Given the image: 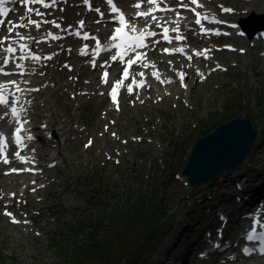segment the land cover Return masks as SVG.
<instances>
[{"label":"rangeland","instance_id":"374dc122","mask_svg":"<svg viewBox=\"0 0 264 264\" xmlns=\"http://www.w3.org/2000/svg\"><path fill=\"white\" fill-rule=\"evenodd\" d=\"M222 55L231 60L237 54ZM239 57L241 63L245 59L249 62L250 57ZM244 69L249 70L242 67L238 77L234 73L220 74L197 84L189 97L193 108L181 105L175 109L171 101L168 110V104L163 102L156 112L153 106L149 115L146 109L138 107H124L121 113H115L116 127L121 137L128 139L124 144L120 137L115 143L118 151H123L121 162L116 165L104 164V154L97 156L98 147L104 144L101 130L109 121L102 119L105 111L101 106L95 111L94 102L91 106L87 102L85 106L89 107L83 113V103L69 99L67 105V94L65 98L58 94L57 106L63 117L67 111L79 113L81 123L97 117V138L92 146L84 148L83 141L76 142L77 134L67 133L70 139L65 142L64 150L70 151L72 158L63 170L61 166L55 168L57 175L51 184L57 194L52 186L46 189L49 195L39 202L41 214L34 212L39 217V229L15 226L0 218V264H69L67 259L74 264H123L126 249L142 238L151 223H155L153 235L150 241L143 242L147 249L136 263L142 264L144 254V264H168L172 258L178 259L177 255L190 247L192 236L186 235L187 229L183 235L179 231L184 225L191 227L197 223L199 215L189 221L188 210L193 200L201 198V193L196 188L189 191L186 186L181 187L173 175L180 172L195 139L231 115L247 116L259 129V144L249 159L264 162V76L257 84L255 76L247 75L243 85ZM257 85L261 87L256 88ZM72 117L76 119L75 115ZM75 122L71 121L70 127ZM45 155L42 153L43 158ZM256 170L264 171V167ZM33 198L37 201L40 196ZM168 206V211L163 209ZM169 227L172 230L158 247L166 249L155 255L158 249L153 253L151 245ZM105 231L110 234L103 237ZM97 239L104 259L94 251ZM82 247L84 253H80Z\"/></svg>","mask_w":264,"mask_h":264},{"label":"snow or ice","instance_id":"6c2138e0","mask_svg":"<svg viewBox=\"0 0 264 264\" xmlns=\"http://www.w3.org/2000/svg\"><path fill=\"white\" fill-rule=\"evenodd\" d=\"M18 0H0V16H7L9 9L5 6L7 3H17ZM22 2L27 5L29 3L31 4H39L42 6V8L44 9H50L54 6H56L58 0H51V3H48L47 0H22ZM145 2L147 3H154L157 4V7L159 6V3L161 2V0H145ZM85 3L87 4V6L91 9L92 8V3L91 0H85ZM193 4L197 3V0H192ZM106 4L108 6H110V9L113 13H117L118 15L115 17L118 24L124 27H127V21L126 18L124 16V13L120 11L119 8L116 7L114 0H106ZM185 7H187V4H184ZM135 7L139 8L140 5L136 4ZM63 11V9H61ZM97 12H100V9L97 7L95 9ZM156 9H151L148 12H138L137 15L138 16H144L147 17L151 14V11H154ZM34 11V9L32 8H28V12L32 13ZM225 12H230L231 9L225 8L224 9ZM36 15H41L42 13L40 12L39 9L35 10ZM197 16H199V14H197ZM153 20H156L155 16L151 17ZM208 17L205 16L204 19H207ZM29 24H34L36 29H39L41 27L40 23H37L31 19L28 20ZM52 23L55 24V21H52ZM97 23H99V21H97ZM195 24L200 25L201 24V19L197 18L195 19ZM2 26V25H0ZM57 28L60 27L59 24L55 25ZM18 27L23 28L25 27L24 24H20L18 25ZM80 27L83 28L84 27V21H80ZM124 27H116L115 28V35L111 36V44L106 43L104 45V48L102 49L103 51H110L111 48H117V49H122V51L117 52L116 54H113L111 56V59L113 61L117 60V57L119 56L120 60H123L125 56L128 55L129 52H133L136 53V57L137 59L140 58V53L137 52V48L143 47V43L142 41L146 38L145 35H139V36H132L129 35L127 33L124 32ZM233 27H235V25H233ZM202 31H207L206 29H201ZM13 31V29L11 27L8 28V32L11 33ZM134 31V29H129V32ZM168 29H165V33H167ZM175 31V29H174ZM219 34V33H217ZM76 35H79V33H76ZM147 36H151L154 35V33L152 32H148L146 34ZM264 35V34H262ZM17 36L19 37L20 40H25L26 37L20 35L19 33H17ZM87 38V37H85ZM118 38L120 39L121 42H117ZM166 40L169 39V37L167 35H165L164 37ZM9 39V37H5L4 39H0V65H11V67L13 69H23L24 65L19 64L18 62H16V53L18 51L17 47L14 46V44L8 43L6 44V41ZM53 39H56V37L54 36ZM92 39H96L95 37H92ZM176 40H181L184 39V37L182 36H176L175 37ZM96 44L99 47L100 41L96 40ZM19 51L24 52V55L20 57V59H27L28 61H35L38 62L41 58L37 55H34L32 53V51L29 50V46L24 44L21 45V47L19 48ZM165 51H168L167 49H165ZM175 51H179V52H183L184 49L180 48V49H175ZM207 51L205 50L204 53H196L197 55H204L205 59H207ZM243 51V50H241ZM81 55H88V53L86 51H81L80 52ZM48 59H51V57H48ZM135 61L132 60L131 58H129L128 63L129 65H131L132 63H134ZM219 67V66H218ZM0 73H3L4 75H8L9 73L4 71V69L0 68ZM108 73L105 72L104 73V82L107 83V77ZM125 76H127V70H125ZM181 81H183V74H181L180 77ZM13 85L16 84L15 81H11L9 82ZM133 83H135V81H133ZM139 86V85H137ZM186 87V85H184ZM17 87V91H20L18 85ZM127 91L129 93H131L133 91V88L131 86H126ZM38 90V89H37ZM111 98L113 100V103L116 104L117 103V87H112L111 92H110ZM14 96L13 93H10L9 89H8V85L7 83H0V108L4 109L3 111V115H0V120H4L5 117H9L10 121H6V122H13L16 125H18L15 129V133H14V143L16 146H23L24 145V137H22L21 133L25 130V125L28 123L27 121V109L20 106L17 107L20 104L19 98H15V99H11V97ZM29 103H31V101H29ZM118 107V104H117ZM23 114V116L25 117L23 120L21 119V115ZM45 127V126H42ZM26 139L28 141H31L34 139V137L32 135H28L26 137ZM8 144L9 141L5 138L3 133H0V162H3L4 164H9L10 160L8 158V154H7V148H8ZM91 145V141H89L88 144L85 145V147H89ZM14 156L15 158H17L18 160H20L21 162H27L25 160L24 157H22L20 155L19 152H14ZM13 172L17 171V169H12ZM5 215L11 216V213L5 211L4 213ZM221 222L222 224L226 221V218L221 216ZM246 219H250L251 223L249 224V226L244 230L243 234H242V239L249 241V242H258L259 243V252L264 255V215H260V216H256L253 215L250 218H246ZM14 223H18L19 221H16L13 219ZM25 223H27V221H25ZM221 245H216V247H220ZM255 249L253 248H249L247 246L242 248V252L245 255H250L252 253V251H254Z\"/></svg>","mask_w":264,"mask_h":264},{"label":"water","instance_id":"95a60500","mask_svg":"<svg viewBox=\"0 0 264 264\" xmlns=\"http://www.w3.org/2000/svg\"><path fill=\"white\" fill-rule=\"evenodd\" d=\"M254 136L249 119L233 118L199 138L184 168L190 182L208 180L218 171L239 164L249 153Z\"/></svg>","mask_w":264,"mask_h":264},{"label":"bare ground","instance_id":"6f19581e","mask_svg":"<svg viewBox=\"0 0 264 264\" xmlns=\"http://www.w3.org/2000/svg\"><path fill=\"white\" fill-rule=\"evenodd\" d=\"M252 2L256 3L255 1H250L249 4ZM261 9H262L261 7H259V9L255 8V10H261ZM67 13H69V12H67ZM82 70L86 72L84 66H82ZM88 73L92 74L91 78H92V82L94 83L97 80L96 77L94 76V74L91 71H88ZM50 96H51L50 93H46L44 96V99H43L45 107L50 111L49 114L44 116L46 118V129H47V131L52 132V134L54 133V135H52L51 141L56 143V148H57L56 153L58 155H60L62 158H64L63 154H62L61 139L59 138V136L64 134L70 128L67 127L66 119L62 118L61 114L56 109L55 104L51 103ZM102 100L103 99L100 98V101H102ZM55 158L56 157L54 156V157L48 159V161H51ZM242 166L232 168L231 169L232 174L235 173V171H239L240 169H242L243 168ZM221 174L226 175L227 172L224 171ZM208 183H211V182H208ZM11 191H13V190H11ZM160 251L161 250H159L158 252H160Z\"/></svg>","mask_w":264,"mask_h":264},{"label":"trees","instance_id":"16d2710c","mask_svg":"<svg viewBox=\"0 0 264 264\" xmlns=\"http://www.w3.org/2000/svg\"><path fill=\"white\" fill-rule=\"evenodd\" d=\"M106 234V233H105ZM138 247H131L128 251L127 254L129 255H125V260H124V264H132L134 262L133 257L134 255H132L134 253V251L137 249ZM96 252L98 254H100V250L98 249V245L96 244V248H95ZM136 253V252H135ZM134 253V254H135ZM100 258H105V256H99ZM69 264H74L72 261H70L69 259H67ZM102 263V262H101Z\"/></svg>","mask_w":264,"mask_h":264}]
</instances>
